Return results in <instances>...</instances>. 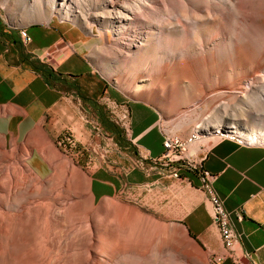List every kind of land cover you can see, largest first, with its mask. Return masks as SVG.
I'll return each mask as SVG.
<instances>
[{
  "label": "crops",
  "instance_id": "1",
  "mask_svg": "<svg viewBox=\"0 0 264 264\" xmlns=\"http://www.w3.org/2000/svg\"><path fill=\"white\" fill-rule=\"evenodd\" d=\"M33 27L38 30L31 33ZM22 29L31 37L27 44ZM91 39L59 19L14 25L0 15V137L26 143L37 174L54 162L44 157L43 139L60 148L92 149L100 156L87 163L95 197H142L160 219L184 232L206 264H264V145L217 139L197 157L214 176L213 188L240 237L231 252L223 245L201 178L186 171L181 178L170 177L167 170L162 175V166L154 163L164 152L167 134L161 113L119 96L90 57ZM111 113L125 122L129 146L119 148L113 135L100 136L99 128L94 136L99 119L105 122Z\"/></svg>",
  "mask_w": 264,
  "mask_h": 264
},
{
  "label": "bare ground",
  "instance_id": "2",
  "mask_svg": "<svg viewBox=\"0 0 264 264\" xmlns=\"http://www.w3.org/2000/svg\"><path fill=\"white\" fill-rule=\"evenodd\" d=\"M66 4H69V0H62V7ZM76 5L82 9V0H76ZM106 7L108 16L120 24V26L115 25L117 38L114 50L118 56L132 55L142 58V54H147L151 50L155 53L162 50L171 55L181 56L183 60L178 65L180 69L187 72L193 68L199 73L206 70L208 79L212 80V83L206 84L204 88L201 87L203 89L193 96V102L203 105L210 101L213 94L224 95L230 101L222 103L208 119L202 120L195 126L199 139L202 138L200 134H203L205 143L215 140L217 137L210 132L214 130L218 135V131L222 132L221 129L225 127L224 130L228 133H238L251 143L264 144V125L258 128L243 123L246 117L251 116H262L264 123V112H262L264 110V0H109ZM81 14L85 17L90 15L86 10L81 11ZM86 20L88 21V17ZM26 32L25 29L20 30V33ZM148 81L152 82V80ZM183 83L190 87L193 84L190 81ZM188 104H184L185 111L181 110L182 121H193L202 115L194 112L193 109L189 110ZM169 113L166 112L165 115L170 117L172 114ZM185 115L188 117L185 118ZM240 123L245 131L233 130L230 127ZM206 133L212 136L209 137ZM224 138L229 140L227 136ZM193 139L197 140L196 137ZM25 168L30 172V176L32 174L37 178L36 181L40 180L31 167ZM22 180L12 173L8 181H0V264L4 263L5 245L11 249L12 254L19 246L22 248V252L19 250L20 255L18 254L19 263L17 260L16 264H133V261L123 257L124 251L119 250L123 245L125 246L124 243L129 247L134 243L137 246L138 241L146 239L145 242L149 241L148 243L151 244L153 238L159 236L151 233L153 239L151 240L149 237L151 234L146 236L147 228L145 232H142L144 229L125 231L130 222L126 213L121 215L118 211L105 212L106 217L101 223L90 217L88 231H82V228H79L82 222L79 220L80 213L79 219L75 216L70 220L66 213L67 208L63 209L66 205L69 206L65 198L66 201L58 203V206L54 205L52 211L50 210L52 208L45 205L48 204L46 202L36 204L37 197V200L34 197L20 199L21 195L34 193L38 185L37 182ZM38 183L50 187L48 182L38 181ZM62 188L64 190L65 187ZM57 193L60 195L61 191ZM34 203L38 207L34 206ZM39 204H44L42 207L47 208H39ZM78 204L76 203V206ZM43 220H50L52 227L48 225L49 227L46 228L45 225L48 223L46 221L44 225ZM39 224L44 227L36 232L34 227ZM156 248L157 246L154 247L155 250ZM150 249L145 248V252L142 249L144 253L140 258L147 256L151 259L147 261L153 263V255L149 256L148 253ZM166 253H164L165 257ZM156 256L158 261L155 259L154 261L159 263L161 259ZM168 256L176 259L173 258L174 254L170 249ZM171 263L169 260V264Z\"/></svg>",
  "mask_w": 264,
  "mask_h": 264
},
{
  "label": "rangeland",
  "instance_id": "3",
  "mask_svg": "<svg viewBox=\"0 0 264 264\" xmlns=\"http://www.w3.org/2000/svg\"><path fill=\"white\" fill-rule=\"evenodd\" d=\"M108 1L109 0H82L83 8L80 9L76 5V0H69V4H66L65 7H62L61 5L62 0H0V15L3 16L6 22L14 25L48 23L52 22L53 20L58 21L59 19L60 21L70 23L83 29L84 33L92 38L91 42L93 44V50L90 54L91 59L93 60L97 69L110 80L115 88L118 89L119 96H124L126 100L131 99L148 103L155 109H157L162 116L161 125L167 130L168 135L186 138L192 134V139L196 137L197 140L193 139L194 142L198 141L200 142V144L198 146L195 145V148H192V151H197V156L201 157L202 154L211 146V144L219 139V135L221 134L227 136L229 140H232L234 142L253 145L256 144L245 140L238 133H228V131L224 130L226 129L225 127L221 129L222 132L219 133L218 131V135H216V131L214 130L210 132V134H215L214 137H217L215 140H209L207 143H205V140H203V134H200L202 138L199 139V135L195 132V126L198 123L200 124L202 120L208 119V117H210V114L213 113L216 108H219L222 103H228L230 101L224 95L217 96V94H213L209 99L210 101L206 102L203 105L197 102H193V96L198 94L206 84L212 83V80L208 79L209 76L206 70H202L199 73L196 72L193 68H191L187 72L186 70L180 69L178 65H180L183 60L181 56L171 55L169 53H165L162 50H160L159 53H155L154 50H151L147 54H142V58H140L139 56L133 57L132 55L118 56L114 50L116 47L115 43L117 38L115 25L120 26V24H117L116 20H113L108 16V10L106 7V3ZM85 10L86 13L90 14L87 15L88 21L86 20L87 17L81 14V11L84 12ZM36 30H38V28L33 27L31 29V33H34ZM101 36L105 38L103 39ZM148 80H152V82ZM184 81H190L193 84L190 87L188 84H184ZM186 103H189L187 106L189 110L193 109L194 112L202 115H200L198 119H195L193 121H182L180 114L181 110H186L183 108L185 106L184 104ZM166 112H170L169 114L172 115H170V117H167L165 115ZM262 112H264V110ZM262 112L260 111V113ZM184 117L187 118L188 116L185 115ZM261 117L262 116L246 117L243 120V123L248 124V126L260 128L264 125L263 117ZM235 119L237 120V117ZM107 121L108 123H105ZM98 122L99 125H95L97 129H95L94 136H97L99 132L100 136L102 134L109 133L113 135L112 137L117 142L119 148L129 146L125 139L127 137V127L125 126L124 121L121 122L120 119L116 117V115L111 113L109 114V117L106 118L105 122L104 118H100ZM230 127L233 130L236 129L238 131H245L241 123L234 126L231 125ZM223 131H225L226 133ZM207 135L209 137L212 136L209 134ZM41 142L43 143V150L47 151V154H45L44 157H46L47 159L52 158L54 162L52 161L50 163V168L46 170V172H44L43 174H37V172L31 166V148H29L26 143L22 142L21 140L14 141L10 138L4 139L0 137V181H8L9 176L14 173L16 174V176L18 175V179L21 178V180H26V182L31 181L30 183L37 182L38 184L36 185L37 188L36 191L34 190V193L25 194V196L21 195L20 199L23 200L24 198V200H26L30 197H34L36 199L37 197L38 200H36L38 202L35 201L36 204L39 202H46L48 204L45 205L52 208H49L51 211L54 210L53 208L56 205L58 206V203H63L68 200L67 203H69V206L66 205L63 209L67 208L66 213L67 216L69 215L70 220L75 216H77L79 219L80 215L79 220L82 222L81 226L79 225V228H82V231H88V227H90V223H88V220L90 219V217H93L97 223H101L106 217L105 212L118 211V213L120 214L126 213L127 215H125L127 216V219L130 223L127 221L129 225L128 227L124 226L126 227L125 231L128 230L129 232L130 229V231L144 229L142 230V232H145V229L147 228L146 232H148L149 234L147 233L146 236L150 235L151 233H155L156 235L158 234L160 236L159 237L154 234L156 237L153 238V240L151 234L149 236L151 237V240H153L151 244L148 243L149 241L145 242L147 241L146 239H143L144 241H136L138 244L137 246L136 243H134L133 246L129 247L126 246V243H124L127 248L123 245V242L121 243V246L123 245V247L119 250L121 252L124 251L123 257H125V259L128 261H133V264H161L162 261H164V263L162 262L163 264H169V260L170 263L172 262L171 264H206V261L204 259L198 257L195 254L193 245L186 237L184 232L176 228L173 224L160 219L157 212L150 209L149 205L143 202L142 197H134L125 193L117 194L113 197H105L102 199L98 196H94L91 185L92 170L89 168V165L87 163L100 157L99 154H96L95 151H93L92 149L83 151L82 149H71L70 147L60 148L58 145H50V141L47 139H43L41 140ZM136 155L137 152L136 150H134V158L137 157ZM34 157H36L37 159V157L39 156ZM27 166L31 167L33 172L39 177V182H48L50 183V187L48 185L46 186L43 184H39L38 181H36L37 178H35L34 175L31 174L30 176V172L27 170V168H25ZM32 180L34 182H32ZM61 183L65 187L64 190ZM53 186L57 189H55ZM52 189L54 191H51ZM56 191L59 193L61 191V194L59 195ZM75 193L77 195L74 196ZM79 193L81 194V196ZM56 195H58L59 197L57 198ZM61 196L62 198H60ZM64 196H66L67 198ZM80 197H82V200L80 199ZM63 199L64 201H62ZM39 200H41L42 202ZM76 203L79 204L76 206ZM109 203L111 204L109 205ZM40 205L41 204H39V208H47L46 206L42 207V205L44 204H42L41 207ZM51 205L53 207H51ZM34 206H36L35 203ZM36 207H38V205ZM46 221L48 223L47 225H45ZM43 222L46 228L49 226L52 227L53 225L52 222L50 223V220H43ZM43 222L41 224H43ZM82 223H84V225ZM41 224H39L40 226L35 225L34 230L36 232H38L41 227H44V225L41 226ZM85 227L87 230L85 229ZM139 227L142 228L140 229ZM141 242L144 243L142 244ZM145 243L148 246H146ZM141 245L143 248L141 247ZM152 245L154 247L157 246V251ZM144 247L147 249H150L151 247L152 251L150 249L151 253H148L149 256L150 254L151 256L153 255V263L149 260V262L147 261V259H150L147 258V256L146 258L143 257L145 259L140 258L142 257L141 254L145 252ZM142 249L144 250V252ZM169 249L174 254L173 258L175 257L176 259L169 258ZM19 250L22 252V248H20V246L14 252V254H12L11 249L6 247L5 245V258L3 264H16L19 257L18 254L20 255ZM136 250L138 252H136ZM153 250H155V252ZM134 252L137 254H135ZM164 253H166V257ZM156 255H158L159 260L161 259L159 263L155 262L157 260ZM173 261L176 263H173Z\"/></svg>",
  "mask_w": 264,
  "mask_h": 264
},
{
  "label": "built area",
  "instance_id": "4",
  "mask_svg": "<svg viewBox=\"0 0 264 264\" xmlns=\"http://www.w3.org/2000/svg\"><path fill=\"white\" fill-rule=\"evenodd\" d=\"M20 36L25 44L31 41L28 31L20 33ZM199 144L200 142H194L192 134L186 138L165 134L164 152L154 163L162 166V175H164V170H167L170 177L181 178V172L186 171L194 172L201 178L202 188L209 195L213 205L214 222L220 231L223 245L226 250L233 252L240 243V237L234 230L230 213L213 188L214 176L203 168L202 162L197 158V151H192L193 146ZM239 219H243L242 213L239 214ZM216 261L221 263L222 259L217 258Z\"/></svg>",
  "mask_w": 264,
  "mask_h": 264
},
{
  "label": "water",
  "instance_id": "5",
  "mask_svg": "<svg viewBox=\"0 0 264 264\" xmlns=\"http://www.w3.org/2000/svg\"><path fill=\"white\" fill-rule=\"evenodd\" d=\"M219 139H225L224 135L223 134L219 135Z\"/></svg>",
  "mask_w": 264,
  "mask_h": 264
}]
</instances>
